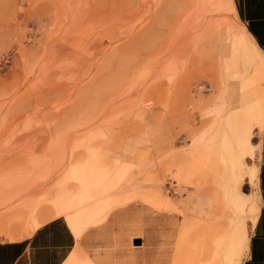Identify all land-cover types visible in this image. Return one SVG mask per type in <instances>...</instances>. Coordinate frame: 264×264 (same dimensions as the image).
<instances>
[{
	"label": "rangeland",
	"instance_id": "rangeland-1",
	"mask_svg": "<svg viewBox=\"0 0 264 264\" xmlns=\"http://www.w3.org/2000/svg\"><path fill=\"white\" fill-rule=\"evenodd\" d=\"M263 128L228 0H0V227L54 204L87 230L78 264H208L226 185L249 238Z\"/></svg>",
	"mask_w": 264,
	"mask_h": 264
},
{
	"label": "crops",
	"instance_id": "crops-1",
	"mask_svg": "<svg viewBox=\"0 0 264 264\" xmlns=\"http://www.w3.org/2000/svg\"><path fill=\"white\" fill-rule=\"evenodd\" d=\"M228 1L246 36L260 51L263 64L264 0H233L234 6L232 0ZM261 139L259 208L241 264H264V128ZM28 205L29 212L20 216L21 222L0 227V264H78L88 259L79 246L86 240L87 230L78 236L66 217L55 215L54 204L41 206L28 201Z\"/></svg>",
	"mask_w": 264,
	"mask_h": 264
},
{
	"label": "bare ground",
	"instance_id": "bare-ground-1",
	"mask_svg": "<svg viewBox=\"0 0 264 264\" xmlns=\"http://www.w3.org/2000/svg\"><path fill=\"white\" fill-rule=\"evenodd\" d=\"M263 65H264V61H263ZM259 79H261V77H255L253 74H249L241 77V83H240L241 89L244 90L249 89ZM223 185L226 184L223 183ZM224 190L226 193L230 194V196L226 194L224 197L225 200H223L224 206L226 207L231 206L230 207L231 210L230 212H228V217H227L228 227L224 228L223 226L219 229V231L218 230H215L214 232L210 231L209 233L206 234L208 244L213 251L208 264H228L230 262H234L236 260V250L238 246L241 243H244V241L249 239L247 238L246 235L248 226L247 225L245 226V222H244L246 218V211L244 204H246L247 202L245 196H243L238 189L228 185L225 186ZM232 194H236V197L238 198L239 201L238 203H234L230 199ZM251 221L252 224H254L255 221L254 216L251 219Z\"/></svg>",
	"mask_w": 264,
	"mask_h": 264
},
{
	"label": "water",
	"instance_id": "water-1",
	"mask_svg": "<svg viewBox=\"0 0 264 264\" xmlns=\"http://www.w3.org/2000/svg\"><path fill=\"white\" fill-rule=\"evenodd\" d=\"M133 243H134V244H140V243H141V239H140L139 237H135V238L133 239Z\"/></svg>",
	"mask_w": 264,
	"mask_h": 264
}]
</instances>
